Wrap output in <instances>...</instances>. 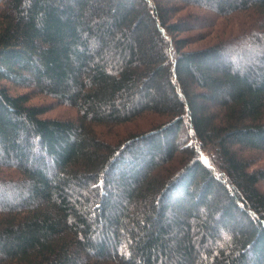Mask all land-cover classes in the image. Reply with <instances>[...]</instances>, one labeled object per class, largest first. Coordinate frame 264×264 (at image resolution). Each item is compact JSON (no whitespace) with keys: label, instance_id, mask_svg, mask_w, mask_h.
<instances>
[{"label":"trees","instance_id":"obj_1","mask_svg":"<svg viewBox=\"0 0 264 264\" xmlns=\"http://www.w3.org/2000/svg\"><path fill=\"white\" fill-rule=\"evenodd\" d=\"M0 264H264V0H0Z\"/></svg>","mask_w":264,"mask_h":264},{"label":"rangeland","instance_id":"obj_2","mask_svg":"<svg viewBox=\"0 0 264 264\" xmlns=\"http://www.w3.org/2000/svg\"><path fill=\"white\" fill-rule=\"evenodd\" d=\"M45 101H46V99H44V98H39L38 100H35V103H41V102H45ZM66 112H69V111H67L65 108L55 107V108H54L49 114H50V115H61V114H65ZM204 155H205V153L202 152V153H201V158H202L203 160L206 159V157H205Z\"/></svg>","mask_w":264,"mask_h":264}]
</instances>
